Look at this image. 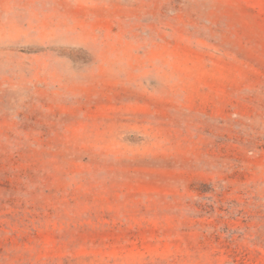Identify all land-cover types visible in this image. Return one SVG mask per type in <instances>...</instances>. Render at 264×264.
Listing matches in <instances>:
<instances>
[{"label": "rangeland", "instance_id": "obj_1", "mask_svg": "<svg viewBox=\"0 0 264 264\" xmlns=\"http://www.w3.org/2000/svg\"><path fill=\"white\" fill-rule=\"evenodd\" d=\"M0 264H264V0H0Z\"/></svg>", "mask_w": 264, "mask_h": 264}]
</instances>
